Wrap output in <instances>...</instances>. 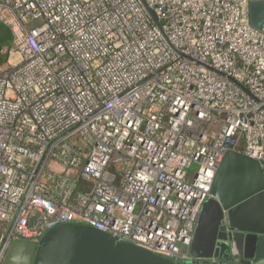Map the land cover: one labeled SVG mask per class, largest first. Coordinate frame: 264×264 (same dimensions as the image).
I'll return each mask as SVG.
<instances>
[{"label": "built area", "instance_id": "2783aa9c", "mask_svg": "<svg viewBox=\"0 0 264 264\" xmlns=\"http://www.w3.org/2000/svg\"><path fill=\"white\" fill-rule=\"evenodd\" d=\"M249 2L0 0V264L64 224L187 259L224 155L264 171Z\"/></svg>", "mask_w": 264, "mask_h": 264}, {"label": "water", "instance_id": "95a60500", "mask_svg": "<svg viewBox=\"0 0 264 264\" xmlns=\"http://www.w3.org/2000/svg\"><path fill=\"white\" fill-rule=\"evenodd\" d=\"M151 13V12H150ZM152 14V13H151ZM250 25L264 33V0H250ZM211 197L200 209L187 259L174 263L81 224L47 231L34 264H264V171L255 160L227 152L215 174ZM214 208L219 217L213 227ZM13 242L3 264H19ZM32 255L25 261L30 264Z\"/></svg>", "mask_w": 264, "mask_h": 264}, {"label": "flooded vegetation", "instance_id": "af4514ba", "mask_svg": "<svg viewBox=\"0 0 264 264\" xmlns=\"http://www.w3.org/2000/svg\"><path fill=\"white\" fill-rule=\"evenodd\" d=\"M219 223V217L218 214L214 208L213 211V220H212V225L213 227H215V225H218ZM38 243H25L22 245H17V257H18V262L19 264H25V261L32 255V259H31V263L30 264H34L33 260L35 257V253L37 251L38 248Z\"/></svg>", "mask_w": 264, "mask_h": 264}, {"label": "trees", "instance_id": "16d2710c", "mask_svg": "<svg viewBox=\"0 0 264 264\" xmlns=\"http://www.w3.org/2000/svg\"><path fill=\"white\" fill-rule=\"evenodd\" d=\"M10 40V33L0 25V66L8 60L9 56L7 57V51L9 49Z\"/></svg>", "mask_w": 264, "mask_h": 264}, {"label": "rangeland", "instance_id": "374dc122", "mask_svg": "<svg viewBox=\"0 0 264 264\" xmlns=\"http://www.w3.org/2000/svg\"><path fill=\"white\" fill-rule=\"evenodd\" d=\"M1 25V24H0ZM3 26V25H2ZM7 31H8V33H9V30H8V28H6L5 26H3ZM5 51V50H4ZM8 54V53H7ZM9 55V54H8ZM8 55H7V57H8ZM10 59L12 60V62L13 63H16V62H18V60H19V55L17 54V53H14V54H12L11 56H10ZM2 66L5 68V67H7V63H3L2 64Z\"/></svg>", "mask_w": 264, "mask_h": 264}]
</instances>
